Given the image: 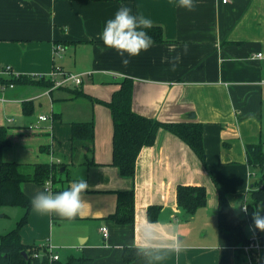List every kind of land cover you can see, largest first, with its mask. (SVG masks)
Instances as JSON below:
<instances>
[{
	"label": "crops",
	"instance_id": "obj_1",
	"mask_svg": "<svg viewBox=\"0 0 264 264\" xmlns=\"http://www.w3.org/2000/svg\"><path fill=\"white\" fill-rule=\"evenodd\" d=\"M194 3L195 10L188 11L177 0H0V76L47 77L58 67L82 79L78 86L67 83L53 89L0 86V128L6 129L9 139L2 160L26 167L59 165L49 184L23 183V193L31 200L45 188L55 193L81 178L88 182L82 193L83 211L73 219L31 209L20 230L23 245H49L60 262L81 261L72 264H147L143 258L124 263L122 254L140 239L148 222L146 210L155 206L161 211L152 225L161 239L178 238L184 247L160 264H252L241 250V237L217 228L216 186L227 193L241 217L242 204L253 205L247 192L259 172L247 163L246 149L260 144L264 153V0ZM121 6L160 26L165 39L127 57V67L99 39L105 22ZM56 45L64 48L59 54ZM176 56L179 62L172 71L169 60ZM125 78L134 82V113L159 122L202 124L206 167L184 142L159 129L153 145L139 152L134 179L119 175L111 165L109 109L75 97L74 91L109 102ZM26 101H32L31 115L23 114ZM40 116L50 119L42 121ZM90 120L91 153L87 143L70 141V124ZM178 186L205 190V206L188 220L176 204ZM131 188L134 224L106 220L115 212L116 193ZM243 228L250 238V226ZM258 242L261 247L253 258L264 264V232Z\"/></svg>",
	"mask_w": 264,
	"mask_h": 264
},
{
	"label": "trees",
	"instance_id": "obj_2",
	"mask_svg": "<svg viewBox=\"0 0 264 264\" xmlns=\"http://www.w3.org/2000/svg\"><path fill=\"white\" fill-rule=\"evenodd\" d=\"M133 14H138L134 10ZM152 37L154 44L165 42L163 29L160 26L152 25L145 29ZM34 86L42 89H50L53 82L46 78H32L24 75L0 76V86L4 88ZM134 82L125 78L119 83V88L115 91L109 102L95 100L85 95L81 91H74L75 97H84L88 100L105 106L109 109L112 120V162L119 175L133 180L135 175L136 160L143 147L153 145L156 133L159 129H164L182 142H184L206 167L205 148L203 144V127L198 122H159L150 118L143 117L132 111ZM22 111L25 115H31L33 112L32 101L22 103ZM70 141H82L88 144V152H92L94 140V125L92 120L88 122H75L70 124ZM9 146V139L5 128H0V208L3 206H17L24 210L21 219L16 223V227L9 233L0 236V264H49L44 248L36 246H26L21 243L20 230L27 223L29 212L32 208L30 199L23 193L21 184L33 183L43 186L51 182L58 172L59 165L56 164H37L32 166H22L15 163H6L1 158L2 150ZM247 163L258 169L260 177L253 180L250 189L247 192L249 200L253 203L245 204L246 214L241 217L237 215L227 199V193L216 186L214 178L213 183L217 188V228L226 233H236L241 237V244L248 243V237L244 233V225L248 224L254 235L260 236L261 232L254 227L252 213L258 204L264 205V153L262 145L248 146L246 149ZM91 164V162H90ZM117 203L115 212L105 219L112 221L117 225L134 224V200L135 194L133 188L116 193ZM205 190L200 186H178L176 189V204L182 211L183 217L188 220L195 213L205 206ZM242 204V205H243ZM161 208L148 207L146 210V219L148 222L158 220ZM22 252L27 255L25 260ZM42 254L41 258L33 259V253ZM142 257L136 255L134 247L124 248L122 259L124 263H131ZM238 261V260H237ZM81 263L75 258H69L66 262H53L52 264H72ZM251 263L256 264L251 258Z\"/></svg>",
	"mask_w": 264,
	"mask_h": 264
},
{
	"label": "clouds",
	"instance_id": "obj_3",
	"mask_svg": "<svg viewBox=\"0 0 264 264\" xmlns=\"http://www.w3.org/2000/svg\"><path fill=\"white\" fill-rule=\"evenodd\" d=\"M178 6L188 11L195 10L194 0H177ZM152 21L143 15L133 14L129 6H121L112 18H109L99 35V39L107 49L115 50L121 59L124 67H127L130 60L127 57L138 56L141 51H148L154 45L151 36L145 29L151 28ZM187 52V45H184ZM179 62V56L169 60L171 70L175 71ZM88 189V182L85 179L73 181L66 190L53 193L45 188L38 191L32 197L30 203L33 211L40 215L55 214L61 218L73 219L80 215L84 208L85 201L82 193ZM247 211V207L244 208ZM264 207L256 208L252 213V220L255 229L264 232ZM136 249V255L142 257L147 264H160L167 259L169 254L179 255L184 250L183 242L178 238L164 242L159 236L151 222H146L140 230V239L133 241L131 245Z\"/></svg>",
	"mask_w": 264,
	"mask_h": 264
},
{
	"label": "built area",
	"instance_id": "obj_4",
	"mask_svg": "<svg viewBox=\"0 0 264 264\" xmlns=\"http://www.w3.org/2000/svg\"><path fill=\"white\" fill-rule=\"evenodd\" d=\"M229 0H221V2L223 4L227 3ZM64 50V48L60 45H56L54 48L55 54H59ZM257 58L261 57V54H257L256 55ZM5 73H8V70L5 71ZM41 78H46L49 79L53 82V88H60L62 87L64 84L67 83H71L75 86H78L81 84L82 79L80 75H74V74H69L67 72H65L64 70L55 67L53 68V70L51 71V73L49 74V76L45 77V76H41L38 77L37 79H41ZM9 88H13L12 85L9 86ZM50 118H47L45 116H40L39 120L45 121L48 120ZM49 184V182L46 183V185ZM49 189V188H48ZM250 189V188H249ZM245 208V204H243L241 206V212L245 215L246 211L244 210ZM101 233L104 239L107 238L108 236V230L105 226L101 227ZM259 236L256 235H252L250 238H248V243L246 245L241 246V250L244 252V254H246L250 260L251 258L254 257V255L259 251L260 249V244L258 242ZM44 248L46 251L45 254L47 255L48 258V262L49 264H52L53 262H56L59 260V256L58 253L55 251V249L49 245L42 247ZM33 259H37V258H41L42 254L40 253H33L32 254Z\"/></svg>",
	"mask_w": 264,
	"mask_h": 264
},
{
	"label": "rangeland",
	"instance_id": "obj_5",
	"mask_svg": "<svg viewBox=\"0 0 264 264\" xmlns=\"http://www.w3.org/2000/svg\"><path fill=\"white\" fill-rule=\"evenodd\" d=\"M259 177H260V174H258L257 178L254 180L257 181ZM235 213L239 215L238 212H235ZM23 214H24V210L21 207H17V206L1 207L0 208V236L5 235L9 233L11 230H13L16 227V223L21 219ZM58 261L60 262L61 260L59 259Z\"/></svg>",
	"mask_w": 264,
	"mask_h": 264
},
{
	"label": "water",
	"instance_id": "obj_6",
	"mask_svg": "<svg viewBox=\"0 0 264 264\" xmlns=\"http://www.w3.org/2000/svg\"><path fill=\"white\" fill-rule=\"evenodd\" d=\"M22 257L26 260L27 259V255L24 253V252H22Z\"/></svg>",
	"mask_w": 264,
	"mask_h": 264
}]
</instances>
